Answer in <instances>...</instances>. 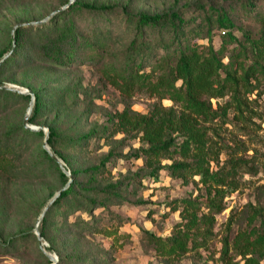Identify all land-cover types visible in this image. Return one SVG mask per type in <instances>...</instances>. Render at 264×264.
I'll list each match as a JSON object with an SVG mask.
<instances>
[{"label": "trees", "instance_id": "16d2710c", "mask_svg": "<svg viewBox=\"0 0 264 264\" xmlns=\"http://www.w3.org/2000/svg\"><path fill=\"white\" fill-rule=\"evenodd\" d=\"M68 1L62 0V4L66 5ZM184 4V7L177 9L175 4L163 11L129 12L122 5L74 0L47 21L16 27L9 46L0 51V76L6 72L15 74L17 70L35 64L55 69L92 63L125 96L145 93L158 99H169L173 103L171 106H163L157 101L147 113L125 106L121 111L108 115L105 122L93 124L84 134L67 136L71 144H83L97 137L104 138L109 145L97 163L82 169L67 165V158L55 147L59 131L53 124H45L48 127L47 145L59 160L64 161L66 165L63 167L71 173L72 180L40 219L41 237L46 236L47 215L51 208L68 203L74 206L69 213L79 206L94 218L95 209L122 201V179L101 183L97 178L107 162L112 158L122 157L121 151L110 140L118 132L133 134L142 143L130 151V156L135 159L144 158L147 167V175L144 176L157 180L160 171L168 169L171 176L197 174L205 186L207 213L198 215L201 207L196 200L179 199L181 220L177 222L171 235L162 237L145 232L159 254L181 255L191 248L190 241H194L192 246L201 244L211 234L215 215L225 209L226 196L240 187L244 174L254 176L258 173L255 157L246 155L249 148L244 146L245 140L242 137L253 136L260 128V123L256 120L264 119V112L258 108V100L264 96V17H260V29L253 31L249 27L236 25L231 12L236 6L244 11L252 10L255 7L254 0H223L221 4L196 1L194 10L203 13L207 24L203 37L208 43L200 45L191 43L188 39L187 29L195 19L192 15H186L190 4ZM122 12L132 28V36L125 46L123 60L121 48L113 55V60L106 61L104 58L114 48L113 43L120 34H113L109 26H106L105 31L96 27L89 21L87 14H113L122 18ZM84 13V23L80 19L77 21V16ZM212 24H215L223 36L218 49L212 44ZM198 28L199 25L192 29L195 34H201ZM234 30L239 31L240 36ZM229 43L233 44L230 49L227 47ZM157 50H163L164 53L156 60ZM147 66H150L149 70L144 69ZM157 71L159 73L155 74ZM26 87L34 93L28 124H35L41 112L50 108L53 103L51 97L42 94L40 90H35L31 85ZM256 90V97L251 98ZM70 93H74L68 95L71 99L69 106L73 108L81 101L78 99V92ZM225 96L228 97L227 100L213 106L211 99ZM18 98L27 101L31 99L29 94L2 86L0 82V114L10 99ZM58 104L63 105V102L59 101ZM90 112V104L84 103L82 115L88 116ZM226 123L237 128L239 139L218 145L215 137L219 136L220 126ZM20 131V136L45 137L43 130L25 128L23 123L20 124ZM5 133L9 138L19 136L14 130ZM13 142L12 145L0 148V172L8 175L16 174L19 169V159L14 150L21 139L17 143L16 140ZM239 143H242L243 148H238ZM221 152H225L226 158L220 163ZM41 153L56 168L62 188L69 181V176L46 149L42 148ZM174 153L183 160L161 163V159H171ZM214 162L218 169L212 171L210 166ZM263 172L264 166L259 173L261 179ZM262 181L264 182L263 179ZM139 202L146 201L139 199ZM172 209L177 207L172 206ZM258 214L252 212L248 218L246 216L248 228L238 232L233 242L237 254L244 259V264L264 261V221L261 220L258 226L254 224ZM80 222V230L84 232L108 233L84 219ZM22 235L23 232L14 234L5 241V246L17 245ZM197 238L198 243L195 242ZM228 247V240L224 239V256H227ZM45 249L50 251L53 247ZM40 254L47 263L52 262L48 255L43 252Z\"/></svg>", "mask_w": 264, "mask_h": 264}, {"label": "rangeland", "instance_id": "374dc122", "mask_svg": "<svg viewBox=\"0 0 264 264\" xmlns=\"http://www.w3.org/2000/svg\"><path fill=\"white\" fill-rule=\"evenodd\" d=\"M85 1L122 5L129 12H156L167 10L175 4L176 9L184 7V3L190 4L186 15H192L195 20L187 29L188 39L191 43L196 42L200 45L208 43L203 37L207 29L205 17L202 12L194 10L195 2L199 0ZM201 1L223 3V0ZM254 1L255 7L252 10L244 11L236 6L231 15L236 25L257 31L261 27L260 17H264V0ZM61 7L65 9L62 0H0V51L9 46L11 33L16 24L23 23L22 26H27L25 23L28 22L34 25L40 23L39 21H47L56 12L63 10ZM85 15L86 13L79 14L77 21L80 19L83 22ZM87 15L89 21L96 27L105 31L106 26H109L113 34H120L118 40L113 43L114 48L104 60H113V55L121 48L123 60L125 46L132 36V28L126 22L123 12L122 18L113 14ZM197 25L201 34H195V30H192ZM212 25V44L218 49L223 36L215 24ZM235 33L240 36L239 31ZM232 45L229 43L228 49ZM163 53V50H157L155 59L157 60ZM150 66L144 69L149 70ZM158 73L157 71L155 74ZM0 82L2 86L20 91L28 89L26 85H31L35 90H40L42 94L51 97L52 106L41 112L37 123L30 125L53 124L60 135L55 147L67 158V165L75 169L97 163L109 145L104 138L97 137L83 144H71L67 136L77 137L84 134L93 124L105 122L108 115L121 111L125 106H130L140 113H147L157 101L163 106L173 104L169 99H158L145 93L123 95L108 82L102 70L92 63L55 69L35 64L17 70L15 74L7 72L1 74ZM75 91L78 92V99L81 102L70 108L71 99L68 95L74 94L70 92ZM256 92L257 90L251 98L256 97ZM227 99L225 96L211 99V102L216 107L217 103H223ZM59 101L63 102V105L58 104ZM83 101L86 105L90 104L91 112L88 116L81 113ZM28 104L29 101L20 98L10 99L0 114V148L3 149L6 145L14 144V140L17 143L21 139L14 150L19 159L16 174L0 172V264H244V259L237 254L233 246L234 239L238 232L248 228L246 216L248 218L252 212L259 213L254 224L258 226L261 220L264 221V182L259 176L264 166V119L256 120L260 123V128L253 136L242 137L245 140L244 146L249 148L246 155L255 157L258 173L254 176L244 174L240 187L226 196L224 200L226 207L215 215L209 237L195 246H192L194 241H190L191 248L184 254L169 255L159 254L145 232L149 231L162 237L171 235L175 225L181 220L179 199H194L200 203L198 215L207 213L205 186L197 174L171 176L168 169H162L157 180L144 176L147 175L144 158L135 159L130 156V151L142 143L133 134L120 132L113 134L110 140L112 139L111 144L121 151L122 157L112 158L107 162L105 169L97 174V178L101 183L122 179V201L95 209L94 218L79 206L77 210L69 213L74 206L68 203L55 209L51 208L47 215L46 236L41 237L39 242L36 238L40 228L38 218L51 195L61 187V184L56 168L41 153L44 137L20 136V124L23 123ZM258 108L264 112V96L259 98ZM10 130L19 133V136L7 137L5 132ZM218 133L219 136L215 137L218 145L239 139L238 130L231 123L220 126ZM238 148H243L242 143L238 144ZM225 158V152H221L219 162H223ZM172 160L181 161L183 158L174 153L171 159H161V163L169 164ZM60 163L62 166L66 165L61 159ZM216 169L218 166L214 162L210 170ZM139 199L146 202L140 203ZM172 206H176L177 209L173 210ZM67 213L69 214L66 215ZM81 219L108 233H89L80 230ZM229 219L231 220L228 226ZM19 232H23L19 243L11 247L5 246V241ZM224 239L229 243L227 256L222 253ZM198 241L199 238L195 242ZM49 246L53 247V250L45 249ZM40 251L44 255H52L56 262L51 260L52 262L47 263ZM258 264H264V261L260 260Z\"/></svg>", "mask_w": 264, "mask_h": 264}, {"label": "water", "instance_id": "95a60500", "mask_svg": "<svg viewBox=\"0 0 264 264\" xmlns=\"http://www.w3.org/2000/svg\"><path fill=\"white\" fill-rule=\"evenodd\" d=\"M73 1H74V0H69L68 3H67L66 5H64V7L68 6V5H69L70 3H72ZM60 9H63V7H61ZM39 22H42V21H39ZM25 24H32V22H28V23H25ZM22 25H24V24H23V23H18V24H16V25L13 27V30H12V33H11L12 38H13V36H14V33H13L14 29H15L16 27H18V26H22ZM13 43H14V39H13ZM4 57H5V56H4ZM0 62H1V61H0ZM15 90H16V89H15ZM17 91H18V92H21V93H27V94H29L30 97H31V99H30V101H29V104H28L27 111H26V113H25V115H24V118H23V126H24L25 128H28V129H31V130H35V131H38V130H44V136H45V137H44V141H43V148L46 149V150L49 152V154L53 157V159H54L55 161H57V162L60 164L61 169H62V170H63V171L69 176V181H68V182H67L62 188H60L58 191H56L55 194H54V195L49 199V201L46 203V205H45V207H44L42 213L40 214V216H39V218H38V221H39V220L43 217V215L45 214L46 210L52 205V203L55 201V199L59 196L60 192L63 191V190L69 185V182L72 180V177H71V173H70L68 170H66V169L61 165L59 158L56 157V155H54V154L50 151L49 147L47 146L46 139H47V137H48V127L45 126V125L32 126V125L28 124L29 114H30V112H31V110H32L33 102H34V93H33L31 90H29V89H24L23 91H20V90H17ZM36 234H37V238H38V240H39V242H40V241H41V236H40L39 233H36ZM48 257H49L50 260H52L54 263L56 262V259H55L52 255L48 254Z\"/></svg>", "mask_w": 264, "mask_h": 264}, {"label": "built area", "instance_id": "2783aa9c", "mask_svg": "<svg viewBox=\"0 0 264 264\" xmlns=\"http://www.w3.org/2000/svg\"><path fill=\"white\" fill-rule=\"evenodd\" d=\"M261 176H262V179L264 180V172L262 173V175H261Z\"/></svg>", "mask_w": 264, "mask_h": 264}]
</instances>
